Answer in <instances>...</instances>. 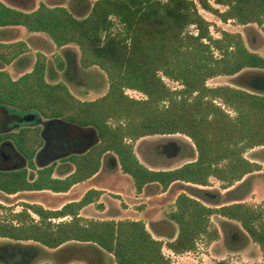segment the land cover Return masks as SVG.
Returning <instances> with one entry per match:
<instances>
[{
    "label": "trees",
    "instance_id": "trees-1",
    "mask_svg": "<svg viewBox=\"0 0 264 264\" xmlns=\"http://www.w3.org/2000/svg\"><path fill=\"white\" fill-rule=\"evenodd\" d=\"M196 1L222 21L256 24L264 34V0H214L225 6L223 11L209 0ZM8 26L43 33L56 48L76 46L81 67H98L108 87L95 99L77 98L65 82L47 80L48 57L42 52L17 78L0 66V111H17L21 123L0 135V142L10 140L26 161L21 168L0 170L1 192L66 193L93 178L103 159L128 176L137 190L166 191L180 183L189 192L177 194L166 218L153 223L176 227V234L165 241L155 238L140 219L82 215L99 200L101 190L95 188L55 208L25 202L14 211L0 203V239L47 249L87 243L111 254L115 264H173L163 247L182 254L194 251L203 237L208 242L218 238L211 221L216 214L239 222L264 252V210L240 201L223 203L222 193L209 188L211 178L226 189L261 169L245 153L264 146V56L248 49L239 32L222 30L213 37L195 0H95L80 18L63 5L41 2L23 11L0 1V28ZM28 51L23 40L0 42V63L8 65ZM53 60L61 70L63 58L54 55ZM242 71V87L207 84L210 78ZM164 78L179 87L172 88ZM129 89L143 97L130 96ZM30 114L34 119L25 120ZM40 120H54L63 133L93 130L94 142L79 153L38 167L34 158L43 145ZM172 134L192 141L191 160L172 168L155 167L180 157L181 142L172 138L142 141L140 149L154 167L139 160L138 140ZM157 233L168 236V230Z\"/></svg>",
    "mask_w": 264,
    "mask_h": 264
},
{
    "label": "rangeland",
    "instance_id": "rangeland-1",
    "mask_svg": "<svg viewBox=\"0 0 264 264\" xmlns=\"http://www.w3.org/2000/svg\"><path fill=\"white\" fill-rule=\"evenodd\" d=\"M77 0H62L61 4L76 17L80 18L88 14L93 2L95 0H88V6L84 7L82 4L79 7H73ZM197 8L201 16L208 22L209 31L213 37H219L222 30L230 32H239L248 49L255 51L264 56V34L260 27L256 24H239L235 20L222 21L217 13L207 11L199 6L197 1ZM211 6L223 11L225 6L216 4L214 0H209ZM52 6V5H50ZM190 31L195 32L194 26L188 28ZM20 38L25 42H30L29 58L25 65L20 68H14L13 62L4 65L0 63L2 68L6 69L13 78H17L22 73L29 71L34 63L35 56L39 49L46 50L44 54L48 57L47 66L50 64L56 69L53 60L54 55L61 56L63 48L71 49V70L75 71L76 62L78 57L77 47L74 45H67L56 48L53 43L47 41L46 44H33L32 33L23 29ZM45 35L43 33H39ZM46 36V35H45ZM47 37V36H46ZM48 38V37H47ZM27 40V41H26ZM73 50L75 52H73ZM62 57V56H61ZM75 62V63H74ZM87 74L76 79L71 70L66 71V79L62 76V71L57 70V75L52 74L48 67L47 80L49 81H63L68 86L69 90L74 96L81 100H92L107 91L108 82L105 73L98 67L86 68ZM245 72L242 71L236 75H220L210 78L207 81L209 86L218 85H231L235 87H242L239 77ZM75 79V80H72ZM79 79L85 81L84 86L76 84ZM169 86L172 88L179 87L177 82L164 78ZM126 92L133 97L142 98L143 95L135 90H126ZM19 115L17 111L10 108L0 111V132L4 130H16L21 126V123L15 116ZM48 120H40L39 126H45ZM172 138L181 142L182 149L180 157L173 163L167 166L158 165L155 167L172 168L191 160L195 156L194 145L192 141L182 134L172 135H153L146 136L135 143V152L141 162L147 166H152L148 158L142 153L140 144L142 141L147 143L162 139ZM11 146L10 142H6ZM143 144L141 148L144 146ZM7 145H3V158L8 159L12 155V149H7ZM46 153H48L46 151ZM15 154V153H14ZM17 156V155H16ZM15 160H9V164L14 168H21L26 165L24 159L20 156ZM245 156L261 164V169L245 175L240 181L235 182L232 186L223 189L221 182L215 178L210 179L209 188L219 190L223 195V203L244 202L252 206H260L264 210V146L255 147L248 150ZM42 161V160H41ZM44 162V161H42ZM39 164V163H38ZM37 164V165H38ZM40 164H42L40 162ZM106 166L103 168L99 175L88 181L87 183L75 186L67 194L54 193L50 191L31 192L22 191L15 194L7 195L0 191V203L7 208H12L14 211L20 210L23 203H40L45 207L55 208L66 200H73L81 197L87 189L94 187L101 190L99 200L88 206L84 211V216L93 218H129L140 219L145 222L147 229L153 236L162 240H168L172 237L175 227H164L163 224H155L157 221L164 220L167 213L171 210L174 199L177 194L181 192L188 193L185 185L175 183L171 185L166 191H161L150 187L148 189L137 190L132 180L124 175L119 168L111 169L110 161H106ZM111 171V172H110ZM1 212V211H0ZM1 214V213H0ZM212 224L218 229L219 237L208 242L206 238H201L194 251L182 254H175L168 250L166 246L163 247V252L168 256L173 264H264V252L259 248L258 244L253 242L249 236L242 230L241 225L237 221L228 220L224 217L214 214L211 217ZM164 233L168 230V236L159 235L157 232ZM7 249V251H6ZM23 253V258L18 259L17 256ZM81 262L83 264H115L113 256L97 246L80 242H69L58 249H47L39 244L32 242H14L7 239H0V264H39L42 262H49L52 264H67L70 262Z\"/></svg>",
    "mask_w": 264,
    "mask_h": 264
},
{
    "label": "flooded vegetation",
    "instance_id": "flooded-vegetation-1",
    "mask_svg": "<svg viewBox=\"0 0 264 264\" xmlns=\"http://www.w3.org/2000/svg\"><path fill=\"white\" fill-rule=\"evenodd\" d=\"M88 4H89L88 0H84V3H83L84 7L88 6ZM56 5H62V4H56ZM73 7H75V6H73ZM71 55L72 54H71L70 48L66 47V48H63L61 50V56H62L63 61H64L63 68L61 69V71H62L63 78L67 81H70V79H68V78L66 79L65 73L67 70H69V69L71 70L70 66L72 65L71 62L73 61V60H71L72 59ZM47 67H48V70H50L51 65L49 64ZM55 70L57 71V69H55ZM71 72L73 73V76L76 79L79 78L78 75L80 73H81L80 74L81 76L86 75L88 73L87 69L81 67V65H80L79 55L77 57L76 69H75V71L72 69ZM72 80H75V79H72ZM76 84H78L79 86H84L85 81L83 79H79V81H77ZM15 117L17 120H20L18 118V115ZM45 126L43 125V127H45ZM43 127H41V130ZM9 131H14V130L13 129L12 130H4L3 132H0V135L7 133ZM94 135H95V133L93 130H82V131L78 132L77 134H72L69 132L63 133V129H61L60 127L56 128V126L53 125V123H51L49 126H47V130H46V136L49 139V145L43 151H41L38 155L36 154V156H35L36 160L34 158V162H35L36 166L39 167V165H41V166L48 165L47 163L49 161H51L50 163H52L54 161L59 160L61 157L68 156L69 154L79 153V152L83 151L84 149H87L90 145L93 144ZM7 141L11 143L12 147H10V145L8 143H6ZM43 143H44V141H43ZM3 145H7L8 146L7 149H10V150L12 149V151H11L12 155L8 159L3 158V153L6 152V150L5 151L3 150L4 149ZM46 151L48 153H46ZM61 154H64V155H61ZM15 156H16V158H19L18 156H20L22 159H24L17 152V150L15 149L14 145L12 144V142L10 140H2L0 142V170L16 169L13 167V165L9 164V160H11V159L15 160ZM41 160L44 162H42ZM40 162L42 164H40ZM23 255L24 254L21 253L20 256L19 255L17 256V258L22 259Z\"/></svg>",
    "mask_w": 264,
    "mask_h": 264
},
{
    "label": "crops",
    "instance_id": "crops-1",
    "mask_svg": "<svg viewBox=\"0 0 264 264\" xmlns=\"http://www.w3.org/2000/svg\"><path fill=\"white\" fill-rule=\"evenodd\" d=\"M0 1L3 2L5 5L10 6L12 8L20 9V10H23V11H30V10L36 8L40 2H44L47 5H56V4H61V1L62 0H0ZM76 2L77 3L74 4V6L75 7H79V6H81L84 3V0H77ZM23 29H24L23 27H19V26H8V27L0 28V42H13V41H16V40H22L20 38V36L22 34L21 31ZM31 36H32L33 44H35V45H37V44L44 45V44L47 43V41H48V43L50 42V39L49 38H47L45 35H42V34H39V33H32ZM26 43H27L28 47H30L29 44H31V43L28 42V41ZM39 51L45 53L46 50L39 49ZM73 52H75V51L73 50ZM28 53H29V51L26 54H23L20 57H18L17 59H15L14 61H12L13 62V64H12L13 67L14 68H16V67L17 68H20L21 66L25 65V63L27 62V58H29V54ZM75 53H77V52H75ZM50 72L52 74L55 73L57 75V71L53 67H52V70H50ZM105 163H106V161L103 159L102 166H101V169L99 170V172L93 178H91L90 180H87V181L82 182L80 184L87 183L88 181H91L92 179H94L95 177H97L99 175V173L102 170H104L103 168L106 166ZM116 168H118V167H116ZM109 170H111V168ZM80 184H77V185H80ZM77 185H75V186H77ZM75 186H73L69 191H71ZM94 187H96L95 189H99V188H97L96 185ZM91 188H93V187H91ZM68 192H66L64 194H67ZM77 199H73V200H77ZM66 201H71V200H66ZM87 208H85V209H83L81 211V214L82 215H84V211ZM111 218L119 219V218H115L113 216ZM100 219H103V218H100ZM175 234H176V227H175V231H174L173 236Z\"/></svg>",
    "mask_w": 264,
    "mask_h": 264
},
{
    "label": "water",
    "instance_id": "water-1",
    "mask_svg": "<svg viewBox=\"0 0 264 264\" xmlns=\"http://www.w3.org/2000/svg\"><path fill=\"white\" fill-rule=\"evenodd\" d=\"M34 117H35L34 114H30V115L25 117V120H33ZM53 121L54 120H48L47 123H46V126L43 127L42 130H41L40 134H41V137H42L44 143H43V146L41 147V149H39V151L37 152V155L49 145V139L46 136V130H47V126H49L51 123H53ZM61 155H64V154H61ZM35 160H36V158H35ZM50 162L51 161H49L47 164H49ZM39 167H41V165H39ZM6 251H7V249H6Z\"/></svg>",
    "mask_w": 264,
    "mask_h": 264
}]
</instances>
